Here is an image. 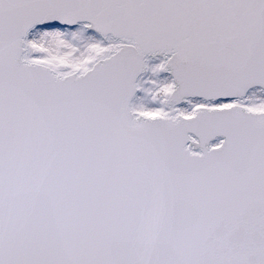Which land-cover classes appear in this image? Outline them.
Listing matches in <instances>:
<instances>
[{
	"label": "snow or ice",
	"instance_id": "6c2138e0",
	"mask_svg": "<svg viewBox=\"0 0 264 264\" xmlns=\"http://www.w3.org/2000/svg\"><path fill=\"white\" fill-rule=\"evenodd\" d=\"M0 264H264V0H0Z\"/></svg>",
	"mask_w": 264,
	"mask_h": 264
}]
</instances>
